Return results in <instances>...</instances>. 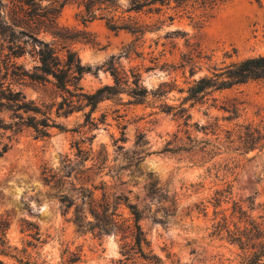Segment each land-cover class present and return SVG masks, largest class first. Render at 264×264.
<instances>
[{"label": "rangeland", "instance_id": "374dc122", "mask_svg": "<svg viewBox=\"0 0 264 264\" xmlns=\"http://www.w3.org/2000/svg\"><path fill=\"white\" fill-rule=\"evenodd\" d=\"M97 2L102 10L91 23H83L86 11L78 3L59 18L62 26L88 33L73 46L92 69L82 87L94 93L113 85L114 67L128 75L139 71L148 96L140 103L127 94L104 101L91 122L85 120L90 108L55 118L53 104L61 98L52 79L8 78L26 101L53 107L48 111L62 128L40 136L13 112H0V125L14 124L0 129L7 240L38 264H242L243 252L216 227L225 217L230 230L242 222L235 204L264 222V140L243 150L247 133L264 134V81L211 91L196 102L185 97L199 79L264 56V9L257 0H228L212 12L175 1L156 12H131L129 0ZM112 17L138 23L144 34L111 30ZM12 63L26 70L37 65L31 54ZM5 72L0 58V77ZM128 205L141 214L148 257L129 249ZM80 216L82 229L75 223Z\"/></svg>", "mask_w": 264, "mask_h": 264}, {"label": "trees", "instance_id": "16d2710c", "mask_svg": "<svg viewBox=\"0 0 264 264\" xmlns=\"http://www.w3.org/2000/svg\"><path fill=\"white\" fill-rule=\"evenodd\" d=\"M131 12H149L160 10L157 6H165L171 1L178 3V7L187 9H201L212 12L228 0H129ZM264 9L261 0H257ZM78 3L85 7L86 16L83 23H91L98 18L101 11L97 0H0V58L5 66V75L0 77V112L10 111L15 118L24 122L23 125L35 130L40 136H48L49 129L62 128L55 118H67L75 112L90 108L85 114V120L91 122L93 113L100 103L111 100L122 94H127L136 103L143 102L148 96V90L142 84V75L139 71L131 74L120 73L114 67L111 74L113 85H105L94 93H88L81 85L85 74L91 73V67L84 66L78 52L74 49L76 43L84 42L88 33L76 28L64 27L59 18L68 4ZM101 4V3H100ZM104 19V17H99ZM107 25L114 31H128L143 35L144 31L138 23L128 25L118 24L114 17L108 19ZM50 36L51 41L44 37ZM87 42V41H86ZM28 48L31 50L28 51ZM27 54L33 55L37 65L33 70H26L12 59H19ZM8 78L16 81L50 82L60 92L61 101L54 103L56 107L55 118L53 110H44L35 102L26 101L25 96L7 84ZM254 81H264V56L248 58L221 68L211 77H203L188 89L186 102H196L208 92L232 89L235 86L245 85ZM185 110V109H184ZM186 111V110H185ZM33 114L24 118L20 113ZM1 123V122H0ZM19 126V124H15ZM14 124L0 125V129L10 130ZM247 140L243 142V150L249 153L256 149L264 140L259 129L247 133ZM264 145H261L263 147ZM132 215L129 229L133 238L132 254H141L148 257L145 247L149 242L140 224L141 214L135 205H128ZM234 214L241 216L242 222L236 224L233 230L229 229V221L225 217L223 224L217 228L218 234L223 231L232 244L243 252L242 264H264V222H259L248 215L238 204L234 205ZM84 217H77L75 223L79 229L84 228ZM117 228V223L114 222ZM9 222L0 218V264H10L12 259L16 264H38L31 261L30 255L21 256L17 248H13L7 240ZM128 250V249H127ZM22 253L25 254L23 251ZM127 255V254H126Z\"/></svg>", "mask_w": 264, "mask_h": 264}]
</instances>
